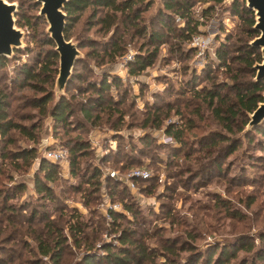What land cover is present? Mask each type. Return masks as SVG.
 I'll return each mask as SVG.
<instances>
[{
  "label": "rangeland",
  "instance_id": "374dc122",
  "mask_svg": "<svg viewBox=\"0 0 264 264\" xmlns=\"http://www.w3.org/2000/svg\"><path fill=\"white\" fill-rule=\"evenodd\" d=\"M11 1L17 4L14 17L24 36L21 47L0 65V88L10 117L27 125L32 136L17 129L0 136V208L2 195L15 194L6 201L14 210L0 213V264H79L89 250L102 254L104 243L120 244L123 228L159 251L155 264H186L192 254L178 249L180 256L171 253L167 259L158 242L161 237L203 252L240 236L259 244L264 232V135L254 132L250 140L246 136L253 130L247 125L248 112L237 113L228 129L213 109L234 100L229 84L235 71L241 78L254 79L256 73L252 65V77L242 61L234 59L236 47L244 40L250 44L257 35L247 38L241 31L234 0H191V14L199 24L189 39L183 36L186 21L166 10L163 0H152L134 20L117 12L109 29L101 21L109 8L96 13L86 8L67 34L78 44L81 58L63 95L64 121L50 114L58 97L55 79L45 85L53 94L43 110L31 103L42 91L32 88L20 72L24 62L36 64V54L48 47L40 42L48 34L46 18L39 14L41 4ZM21 15L36 25H19ZM153 32L161 35L159 40H151ZM225 41L229 66L215 54ZM153 51L151 64L131 71L137 57ZM103 79L108 86L101 90ZM208 88L218 90L224 103L214 99L210 105L204 96ZM244 119L243 128H237ZM261 124L264 119L254 126ZM169 130L182 131V139ZM79 139L88 147L78 151L76 176L69 159L70 147ZM24 149H35L28 164L15 157ZM48 150L63 154L55 179L48 182L50 196L34 185L39 160ZM95 169L99 174L93 178ZM98 179L99 184L94 183ZM46 221L67 237L58 262L39 251L36 237L51 238ZM72 224H80L85 232L76 231V243ZM248 254L240 250L231 262Z\"/></svg>",
  "mask_w": 264,
  "mask_h": 264
},
{
  "label": "trees",
  "instance_id": "16d2710c",
  "mask_svg": "<svg viewBox=\"0 0 264 264\" xmlns=\"http://www.w3.org/2000/svg\"><path fill=\"white\" fill-rule=\"evenodd\" d=\"M146 1V2H145ZM219 2L221 0H213ZM232 6L233 13L241 18L242 28L241 31L245 33L248 37H253L257 34V30L253 28L254 24V14L253 11L245 5V2L240 0H234ZM144 3V6H140ZM152 3V0H67L64 5V11L66 13V26L64 30L65 37L70 26L79 19L82 12L88 8L92 7L94 13L97 9L109 8L110 11H107V14L102 16V23L105 29H109L117 20V12H120L129 20H134L136 16L140 13L142 9ZM191 0H163V6L166 10H169L175 14H178L186 21L187 32L184 33V39H189L191 32L197 31L199 21L193 17L191 14L192 7ZM142 7V8H141ZM211 7V6H210ZM111 12V13H110ZM19 25H36L35 22H31L28 17L21 15L17 19ZM151 40H159L161 35L155 32L150 33ZM227 41V40H226ZM221 43L222 45L217 48L215 54L221 59V62L229 66L227 62V42ZM40 42L47 44L48 47L43 52L40 51L39 54H36L37 62L36 64L24 62L20 68V72L24 77V80L28 81V84L37 90L42 91L41 96H38L33 99L31 102L37 107H42L43 110L46 107V103L51 99L53 91L50 88H47V84H53L57 69H58V54L54 50V41L52 38L45 34L44 37L40 38ZM236 51H239V54L234 56V59L242 61L244 68L247 72L254 76V70L252 68L253 63L256 60L261 59L260 51L257 47L250 45L247 41H243L240 46L236 47ZM42 52V53H41ZM113 53V52H112ZM155 51L145 55L139 56L135 60V67H131V71L142 70L147 65L151 64L153 57L155 56ZM115 54H112L113 58ZM229 57V56H228ZM5 57H0V65L5 63ZM76 65V64H75ZM71 81V80H70ZM107 82L103 79L102 84L99 86V89L103 90L108 85ZM229 84V83H228ZM232 87L235 98L230 101L225 108L222 106H214V111L216 116L219 119H225V123L228 129H231L232 119L236 116L237 113L243 111L244 114L247 112H252L257 106L258 102L263 100L262 92L264 91V78L254 80L253 78H241L238 76V73L235 71L232 75V82L229 84ZM205 97H208V102L210 105L214 104V99L217 101H223L224 96L220 94L218 90L208 88L204 93ZM6 95L2 93L0 88V136H7L11 129H17L20 132L26 133L32 136V131L27 127V125L13 120L10 117L7 107V102L5 100ZM62 96L59 101H57L50 109V114L53 115L55 120L64 121L67 113V104L64 101ZM100 100V99H99ZM86 114L88 111L86 110ZM223 114H226L225 116ZM247 122V119L243 120L241 124L237 125V128H243L244 124ZM157 125L159 123H156ZM34 127V126H33ZM253 130L247 132L246 136L251 139L250 136L254 135L253 133H260L264 135V124L259 126H253ZM234 129V128H233ZM233 131V130H232ZM169 133L173 135L176 139H182L180 130H169ZM214 141V140H212ZM88 142L85 140L79 139L74 142L70 147L71 157L69 159L70 172L72 174L78 175V165H79V152L80 150L87 149ZM79 151V152H78ZM35 149H24L18 152H15V157L21 158L24 163L28 164V161L35 156ZM218 166V165H217ZM59 163L48 159L47 157H42L39 160L38 172L35 173L34 185L37 188V191L44 193L45 195L50 196L49 192L50 186L49 181L55 179L57 175V170ZM99 171L94 170L93 178ZM99 174V173H98ZM100 180H95L94 183L99 184ZM18 189L22 187V184L16 185ZM100 187V186H99ZM97 187V188H99ZM96 187L91 190L97 189ZM15 194L5 193L3 198L5 203L3 209L0 208V213L3 210H14V204H6L7 198L14 197ZM1 197V193H0ZM87 200H85L86 202ZM127 209L131 207L128 204H125ZM75 215H79L77 210H74ZM111 213H113L111 211ZM117 215H115L116 218ZM8 220V217H7ZM115 220V219H114ZM78 222V220H77ZM47 227L48 236H51L50 241L44 240L36 237L39 251L43 254L50 255L55 262H58L61 249L65 242H67V237L62 234V230L59 226L55 225L51 221H46L44 223ZM80 224L70 225L71 234L73 236L74 242H78V234L84 235V230L80 229ZM78 231L79 233H77ZM260 242L258 245L253 246L251 239L240 236L235 240H230L227 242H222L217 245H210L205 252L203 251H192L193 245L188 244L180 245L177 247L176 241H172L170 237L159 238L158 242H161L162 252L166 253L167 259H169V254L179 255L178 249L186 250L189 249L192 254L186 259V264H256L257 261H261L264 264V232L259 235ZM89 245V244H88ZM90 249V248H88ZM104 252L100 254L97 251L89 250L87 253H84L79 261V264H155V256L158 254V250L153 246L147 244L144 240L136 237H132V232L123 228L120 235V244L113 245L109 243H104L103 248ZM87 250V249H86ZM240 250H245V252L250 253L246 257H239L238 260H234L232 263L231 260L235 259L238 256ZM175 259V258H174ZM170 260V259H169ZM176 263V260H171V264ZM169 264V263H164Z\"/></svg>",
  "mask_w": 264,
  "mask_h": 264
},
{
  "label": "water",
  "instance_id": "95a60500",
  "mask_svg": "<svg viewBox=\"0 0 264 264\" xmlns=\"http://www.w3.org/2000/svg\"><path fill=\"white\" fill-rule=\"evenodd\" d=\"M39 2V14L47 21L46 31L54 41V50L58 54V72L55 77V87L58 97L56 102L65 94V88L69 82L73 68L77 60L81 58L78 44L65 37L66 13L64 5L67 0H36ZM233 1V0H232ZM245 5L254 13L253 28L257 35L250 44L261 51V59L253 64L256 70L254 80L264 78V0H244ZM16 2L0 0V57H9L14 49L20 48L24 31L16 25ZM263 100L259 101L252 112L248 126L253 127L264 119V91Z\"/></svg>",
  "mask_w": 264,
  "mask_h": 264
},
{
  "label": "built area",
  "instance_id": "2783aa9c",
  "mask_svg": "<svg viewBox=\"0 0 264 264\" xmlns=\"http://www.w3.org/2000/svg\"><path fill=\"white\" fill-rule=\"evenodd\" d=\"M44 157H47L48 159L53 160V161H59V160H62L63 154L58 150H48L44 154ZM133 174L137 175L138 173L134 172Z\"/></svg>",
  "mask_w": 264,
  "mask_h": 264
}]
</instances>
